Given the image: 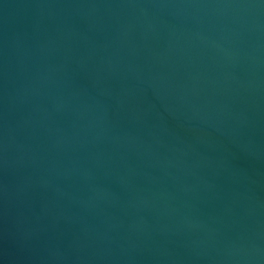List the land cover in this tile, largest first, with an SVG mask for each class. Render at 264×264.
I'll return each instance as SVG.
<instances>
[{"label": "water", "instance_id": "obj_1", "mask_svg": "<svg viewBox=\"0 0 264 264\" xmlns=\"http://www.w3.org/2000/svg\"><path fill=\"white\" fill-rule=\"evenodd\" d=\"M0 264H264V0H0Z\"/></svg>", "mask_w": 264, "mask_h": 264}]
</instances>
